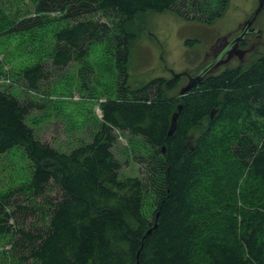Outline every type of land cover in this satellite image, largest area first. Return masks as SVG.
<instances>
[{
    "label": "trees",
    "instance_id": "obj_1",
    "mask_svg": "<svg viewBox=\"0 0 264 264\" xmlns=\"http://www.w3.org/2000/svg\"><path fill=\"white\" fill-rule=\"evenodd\" d=\"M24 1L0 0V36L40 31L56 18L66 25L54 33L53 66L78 63L81 86L88 89L86 60L109 40L118 76L116 97L100 104L92 142L70 153L42 142L28 124L41 108L36 102L0 90V155L19 148L31 167L27 182L0 195V237L10 238L14 262L264 264V55L247 68L207 75L184 97L172 95L177 77L133 87L129 73L136 38L130 25L138 16L172 12L185 18L188 8L199 14L216 3L219 10L201 18L213 22L230 0H28L27 11ZM3 71L0 63V79ZM51 74L43 64L27 66L22 82L37 91ZM117 132L142 139L147 155L137 161L143 178H121L113 153ZM218 132L226 134L221 142ZM240 178L247 195L244 186L238 192ZM53 186L56 197L49 194ZM211 195L224 221L215 225L217 234L205 236L209 228L200 212L213 205Z\"/></svg>",
    "mask_w": 264,
    "mask_h": 264
},
{
    "label": "rangeland",
    "instance_id": "obj_2",
    "mask_svg": "<svg viewBox=\"0 0 264 264\" xmlns=\"http://www.w3.org/2000/svg\"><path fill=\"white\" fill-rule=\"evenodd\" d=\"M23 4L26 11L32 8L31 1L25 0ZM13 8L9 6L4 9L5 18L10 17ZM257 8L258 0H230L223 16L213 22L202 19L209 18L211 12L219 10L216 3L208 10L198 11L199 14L188 8L185 10V18L172 12L138 16L130 25V30L136 35L131 46L129 64L132 86L140 87L159 77L170 80L174 77L172 72H189L192 77L199 75L202 68L205 67L206 70L214 60L212 47L218 39L230 33L236 34L238 28L251 18ZM194 17L202 19L197 21ZM97 18L105 20L102 17ZM52 19L54 22L40 31L0 36V63L4 70L0 79V90L7 91L22 101L36 102L41 108L31 113L27 119L28 124L42 142L58 151L70 153L75 148L92 142L101 124V102L116 97L114 87L118 71L115 67L114 49L109 40L94 46L86 60L85 65L90 70L88 89L81 86V65L78 63H71L63 69L53 66L54 33L66 24L58 22L56 18ZM256 23L264 30V11ZM251 43L253 48L250 49L249 46V53L243 62L237 57L233 58L228 64L224 63L214 69L213 74L225 69L247 68L256 62L264 55V37L260 40L254 38ZM38 63L46 66L52 74L49 80L41 82L37 91H30L22 82L21 72L27 66ZM188 83L186 76L179 78L178 87L172 93L173 97H181L180 92ZM116 136L117 143L113 153L122 165L121 178H143L142 165L137 161L147 155L142 139L121 132H117ZM225 136V133L218 132L214 137L217 142H221ZM30 172V163L23 150L14 148L11 152L0 155V195L11 193L17 186L27 182ZM238 185V192L244 190V186V193L247 195L250 190L247 183L241 180ZM49 194L56 197L59 190L53 186ZM210 198L213 205H203V214L200 212L201 221L209 228L204 230L205 236L217 234L224 221L219 214L223 212L222 205L214 203L216 197L212 198L211 195ZM35 203L40 206L42 200ZM151 203L150 199L147 200L146 208H151ZM213 213L216 215L212 216ZM34 222L35 219L31 224ZM216 224L219 227H215ZM10 250V238L0 237V264H17L11 258Z\"/></svg>",
    "mask_w": 264,
    "mask_h": 264
},
{
    "label": "water",
    "instance_id": "obj_3",
    "mask_svg": "<svg viewBox=\"0 0 264 264\" xmlns=\"http://www.w3.org/2000/svg\"><path fill=\"white\" fill-rule=\"evenodd\" d=\"M263 11H264V0H258V8L253 13V15L251 16V18L243 24V35L241 37L237 38L235 40V42L233 43L234 49L229 52V58H231L232 57V53H234L242 61L244 60V57L247 55L248 52L247 51H241V50H239L238 43L244 38V36L246 35V33L249 30H251L252 26L255 24V22L260 17V15L262 14ZM235 45L237 47H235ZM222 64H223V62H219L217 60V58H216L215 63L213 65L209 66L208 68H206V70H203L199 75H197L195 77H192L189 73H186V72L185 73H181V74H176L175 72H172V74H173L174 77L181 78L183 76H186V77L189 78V83L181 90L180 95L182 97H184L194 87H196L199 83H201L205 79V77H207V75L212 74L213 73V70L219 68ZM181 110H182V105H179L178 108H177V111L173 115L172 127H171V130L169 132V136H172L173 133L176 130L177 120H178V117H179V114H180ZM101 114L102 113L100 111V115ZM149 234H150V232H149Z\"/></svg>",
    "mask_w": 264,
    "mask_h": 264
},
{
    "label": "flooded vegetation",
    "instance_id": "obj_4",
    "mask_svg": "<svg viewBox=\"0 0 264 264\" xmlns=\"http://www.w3.org/2000/svg\"><path fill=\"white\" fill-rule=\"evenodd\" d=\"M258 20V19H257ZM257 22V21H256ZM255 22V24L252 26L251 30H249L246 35L244 36V38L238 43V48L241 51H247L249 53V46L252 45V41L254 40V38L256 39H261L264 37V30H262L257 23ZM243 35V24L238 28L237 33H230L229 35H224L221 36L218 41L216 42V44L212 47V54L214 57V60L211 62V64H209L206 68H208L209 66L213 65L215 63V60L217 58V60L219 62H223V64H228L231 60H233V58H238L241 62H243L237 55H235L234 53H232V57L229 58V52L232 51L234 49V45L233 43L235 42V40L239 37H241ZM225 40H224V39ZM235 47H237L235 45ZM253 46H251L250 49H252ZM247 53V54H248ZM208 56V55H207ZM205 68V67H204ZM201 71H203V69ZM205 70V69H204ZM189 73V72H186ZM192 76V75H191ZM188 78V77H187ZM189 79V78H188Z\"/></svg>",
    "mask_w": 264,
    "mask_h": 264
}]
</instances>
